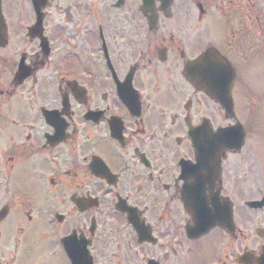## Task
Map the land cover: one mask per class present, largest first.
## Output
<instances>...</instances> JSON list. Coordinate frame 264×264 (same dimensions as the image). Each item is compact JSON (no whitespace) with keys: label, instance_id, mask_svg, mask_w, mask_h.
Masks as SVG:
<instances>
[{"label":"flooded vegetation","instance_id":"obj_1","mask_svg":"<svg viewBox=\"0 0 264 264\" xmlns=\"http://www.w3.org/2000/svg\"><path fill=\"white\" fill-rule=\"evenodd\" d=\"M256 5L0 0V264H264L255 145L193 151L247 136Z\"/></svg>","mask_w":264,"mask_h":264},{"label":"rangeland","instance_id":"obj_2","mask_svg":"<svg viewBox=\"0 0 264 264\" xmlns=\"http://www.w3.org/2000/svg\"><path fill=\"white\" fill-rule=\"evenodd\" d=\"M251 4L252 6L257 4L254 8H259L264 14V0H251ZM256 39L254 36L251 37V43L254 47L246 51V65L242 71L247 83L244 114L250 131L247 140L248 148H250L251 143H256L254 137L257 138L259 142L255 144L253 152L260 155V163L263 166L261 174L264 178V145L262 144L264 143V44L257 43L259 40H264V33L260 34L259 39ZM252 162L253 160L250 161V163ZM53 264H67V262L62 258H57Z\"/></svg>","mask_w":264,"mask_h":264},{"label":"water","instance_id":"obj_3","mask_svg":"<svg viewBox=\"0 0 264 264\" xmlns=\"http://www.w3.org/2000/svg\"><path fill=\"white\" fill-rule=\"evenodd\" d=\"M217 139L211 140V141H204L208 143H219L220 148L224 149H238L239 145L242 142V134L239 131L229 132V133H220L217 135ZM202 141H197L195 145V153H196V158L198 159H205V153L206 152H212L213 149L211 146H202L199 145ZM219 148V149H220Z\"/></svg>","mask_w":264,"mask_h":264}]
</instances>
